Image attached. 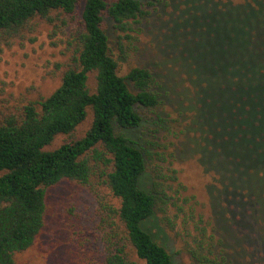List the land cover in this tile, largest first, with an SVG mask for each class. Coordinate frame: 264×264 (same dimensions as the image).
Masks as SVG:
<instances>
[{"label": "trees", "instance_id": "obj_1", "mask_svg": "<svg viewBox=\"0 0 264 264\" xmlns=\"http://www.w3.org/2000/svg\"><path fill=\"white\" fill-rule=\"evenodd\" d=\"M152 1L161 5L160 11L168 8L161 20L163 39L193 87L191 99L183 101L185 113L192 114L188 128H195L198 139H210L214 156L234 159L231 188L251 196L264 243V0ZM78 6L60 84L48 96L0 115V264H17V255L32 246L45 224L46 191L64 180L91 190L104 187L118 201L108 206L114 219L107 215L103 221L109 227L102 236L103 264H136L131 253L143 264H176L145 227L158 214L160 222L168 219L166 209L175 206L176 191L164 183L157 165L151 189L144 186L146 156L126 134L139 128L140 107L160 104L159 84L150 69L138 64L119 73L104 26L108 18L123 53L133 24L149 14L143 2L0 0V39L21 36L37 17L66 25L70 16L75 22ZM178 98L173 108L181 115ZM88 112V127L73 137ZM59 134L68 140L46 149ZM214 193L219 212L221 191ZM216 228L208 231L200 224L188 233L184 243L190 264H230Z\"/></svg>", "mask_w": 264, "mask_h": 264}, {"label": "rangeland", "instance_id": "obj_2", "mask_svg": "<svg viewBox=\"0 0 264 264\" xmlns=\"http://www.w3.org/2000/svg\"><path fill=\"white\" fill-rule=\"evenodd\" d=\"M141 1L149 14L133 24L130 41L123 42V53L117 48V34L108 18L104 26L119 63V73L124 74L128 64H138L150 69L160 86L157 87L161 92L160 104L150 109L140 107L139 128L126 133L146 156L144 186L151 189L152 169L157 165L166 178L164 183L172 184L176 191L175 206L169 205L166 209L168 219L164 217L160 222L158 214L145 227L165 246L176 264L191 263L184 240L200 224L207 225L208 231L218 227L217 235L225 240L230 264H264V243L251 210V196L242 197L231 188L234 159L214 156V151L208 148L210 139H198L195 128H188L192 114L185 113L183 101L191 99L193 87L180 72L179 62L172 61L169 45L163 39L165 29L161 27V20H165L164 11L168 8L160 11V4ZM230 1L241 3L243 0ZM80 10L78 6L75 22L70 16L66 25L60 20L49 22L37 17L21 36L0 39V115L40 96H48L60 84L63 63L73 47L70 41ZM89 84H94L91 75ZM178 95L183 103L180 107L184 109L181 115L173 108L179 101ZM169 112L172 113L169 115ZM90 119L88 112L73 137L83 134ZM66 140V135L59 134L46 149L55 148ZM148 154H152L154 160L149 159ZM214 188L221 191L219 212L214 209L217 205L213 204ZM117 203L104 187L91 190L64 180L48 188L44 227L32 246L17 255V264H103L102 236L103 231L109 229L103 227V221L107 215L109 221L114 219L108 206ZM172 228L182 236H176ZM131 258L136 264H143L132 253Z\"/></svg>", "mask_w": 264, "mask_h": 264}]
</instances>
